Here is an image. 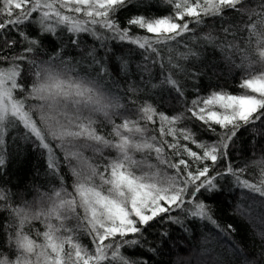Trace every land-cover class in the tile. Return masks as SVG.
<instances>
[{
  "label": "snow or ice",
  "instance_id": "snow-or-ice-1",
  "mask_svg": "<svg viewBox=\"0 0 264 264\" xmlns=\"http://www.w3.org/2000/svg\"><path fill=\"white\" fill-rule=\"evenodd\" d=\"M207 19L218 33L197 36ZM64 33L77 49L82 34L96 43L79 59L63 43L48 52L47 38ZM196 43L228 59L239 54V93L199 94L203 72L185 63L200 59ZM117 45L127 53L118 55ZM256 125L264 127V0H0V264H150L141 251L157 253L150 230L164 223L187 232L186 221L200 222L230 237L236 228L219 222L210 201L224 181L249 194L237 214L254 219L264 209ZM242 131L251 135V159L238 163ZM19 141L39 154L49 178L31 201L16 202L3 180ZM255 219L264 226V212ZM257 237L264 261V228ZM205 252L200 264H259L234 242Z\"/></svg>",
  "mask_w": 264,
  "mask_h": 264
},
{
  "label": "trees",
  "instance_id": "trees-1",
  "mask_svg": "<svg viewBox=\"0 0 264 264\" xmlns=\"http://www.w3.org/2000/svg\"><path fill=\"white\" fill-rule=\"evenodd\" d=\"M157 16H162L166 12L165 7H153L152 9ZM147 14V13H145ZM214 30L218 33L219 24L214 23L211 19H207L206 24L197 29L196 35L200 36L209 30ZM34 32V29H30ZM80 49H77L68 44V34L64 33L58 37H49L45 41L44 47L48 52L57 49V46L61 43L67 44L64 48V52L73 57V59H79L82 55V50L96 43L92 38L86 34H82ZM195 50L201 52L199 60H189L186 63V67L195 68L196 70H202L203 75L198 81L194 82L196 87L199 88L200 95H207L212 90L223 89L230 93L236 94L241 91L237 87L240 82V78L244 75L243 69L236 67L240 63L239 54L232 56L231 59L225 57V54L221 52L219 48H213L211 46L200 47L198 43L191 45ZM120 51L118 55H125L127 53V47L124 45H117ZM181 51H185L183 45L180 46ZM132 71L134 75L132 79L137 83H140V73L136 71V63L140 61L139 53H134L131 56ZM110 68L112 70L113 77L120 81V83L126 87L128 83V77L123 76L117 72L116 61L110 62ZM154 74H158L159 69L153 68ZM197 92L193 89V82L188 83L187 98L191 100L195 98ZM142 99L147 97L141 94ZM179 109V105H176ZM168 111V108L164 109ZM258 131H260V138L257 143L264 142V127L256 125ZM201 138L206 139L204 134H200ZM170 139V138H169ZM19 149L13 147L11 149L12 155L9 156V168L8 175L3 177V180H10V184L7 185L14 193L16 202H19L21 198L26 200H33L38 192L45 190L48 185L49 178L45 176L44 161L39 157L38 153L32 152L29 145H25L22 141H19ZM194 147V146H193ZM251 135L249 133L241 132L239 139L237 140L236 147L234 149L235 158L238 163H243L246 160L251 159L249 153L251 151ZM195 150V149H194ZM19 151L20 155L17 157L15 153ZM65 171H67L65 169ZM252 169H249L251 172ZM71 183V181H68ZM223 193L215 195V198L210 201L214 207V215L219 222L225 227L231 223L236 228V232L232 233L230 237L225 238L221 236L211 226L205 227L200 222L189 223V231H184L180 225L164 223L157 225L154 230H150L149 241L156 246L157 253H146L141 251V258L147 259L149 256L153 257L150 264H200V261L207 260L209 254L205 252L206 248H214L216 252H224L231 243L239 245L241 249L249 254L250 259L259 261V264H264V261L260 260V242L257 237V232L260 231L262 226L257 219H255L257 213L264 212V209L256 207L251 215L254 219H249L246 216H240L236 213L235 209L237 204L243 203L245 206L251 203V200L244 199L249 195L246 191L240 188H234L231 183H225ZM205 195H208L207 193ZM177 213H174L176 215ZM39 227V225H37ZM167 231L168 236L162 237L158 233ZM211 233L215 239H210L208 244H204V237L206 234ZM84 243H88L87 240Z\"/></svg>",
  "mask_w": 264,
  "mask_h": 264
}]
</instances>
